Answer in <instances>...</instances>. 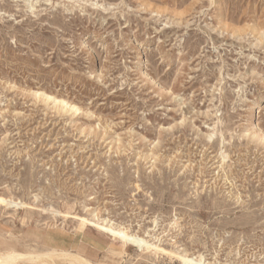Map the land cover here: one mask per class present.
Masks as SVG:
<instances>
[{
  "label": "rangeland",
  "instance_id": "obj_1",
  "mask_svg": "<svg viewBox=\"0 0 264 264\" xmlns=\"http://www.w3.org/2000/svg\"><path fill=\"white\" fill-rule=\"evenodd\" d=\"M7 248L264 264V0H0Z\"/></svg>",
  "mask_w": 264,
  "mask_h": 264
},
{
  "label": "bare ground",
  "instance_id": "obj_2",
  "mask_svg": "<svg viewBox=\"0 0 264 264\" xmlns=\"http://www.w3.org/2000/svg\"><path fill=\"white\" fill-rule=\"evenodd\" d=\"M104 222H106L108 224V221L105 219ZM110 222V221H109ZM5 249V248H4ZM73 253V252H72ZM56 254H58V256H55ZM61 258V257H65V260H74V261H78L81 260L82 258H84V256L78 254L75 255V253L71 254L69 253V251H56L53 248H48V252L45 251V253H22V252H17L16 250L12 249V248H7L6 251H3L2 253H0V262L3 264H19L18 260H36V259H42V258ZM202 257V255H201ZM200 257V258H201ZM203 258V257H202ZM64 260V259H63ZM86 262V260H84ZM31 262V261H29ZM72 262V261H70ZM83 262V260H82ZM76 264L78 262H75ZM88 263V262H87ZM74 264V263H72Z\"/></svg>",
  "mask_w": 264,
  "mask_h": 264
}]
</instances>
